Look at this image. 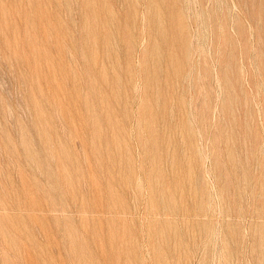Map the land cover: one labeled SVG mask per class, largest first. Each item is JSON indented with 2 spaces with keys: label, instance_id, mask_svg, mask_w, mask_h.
<instances>
[{
  "label": "rangeland",
  "instance_id": "374dc122",
  "mask_svg": "<svg viewBox=\"0 0 264 264\" xmlns=\"http://www.w3.org/2000/svg\"><path fill=\"white\" fill-rule=\"evenodd\" d=\"M0 264H264V0H0Z\"/></svg>",
  "mask_w": 264,
  "mask_h": 264
}]
</instances>
